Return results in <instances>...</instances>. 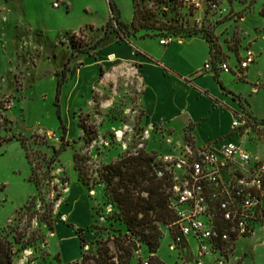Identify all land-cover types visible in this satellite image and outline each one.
I'll return each instance as SVG.
<instances>
[{
  "label": "rangeland",
  "instance_id": "374dc122",
  "mask_svg": "<svg viewBox=\"0 0 264 264\" xmlns=\"http://www.w3.org/2000/svg\"><path fill=\"white\" fill-rule=\"evenodd\" d=\"M115 1L128 26L118 30L113 21L97 43L113 15L109 0H0V230L14 244L15 264H102L105 243L115 264H145L151 255L167 264H264L261 229L205 249L176 243L174 223H160L163 235L153 253L129 238L100 178L104 165L141 150L161 167L165 156L176 163L204 148L195 147L191 124H147L139 102L147 73L135 66L143 51L134 38L149 39L160 51L156 39L203 36L216 60L235 69L253 50L256 63L233 77L235 121L247 120L233 140L264 159V0ZM126 30L131 35L124 37ZM181 54L196 68L204 64L200 42ZM165 84L182 91L176 80ZM63 142L68 145L55 157ZM77 152L87 157L80 161L85 182ZM51 203L53 228L43 220ZM120 238L133 240L131 256L118 249Z\"/></svg>",
  "mask_w": 264,
  "mask_h": 264
},
{
  "label": "built area",
  "instance_id": "2783aa9c",
  "mask_svg": "<svg viewBox=\"0 0 264 264\" xmlns=\"http://www.w3.org/2000/svg\"><path fill=\"white\" fill-rule=\"evenodd\" d=\"M193 2L201 4L199 0ZM173 39L163 38L160 43L168 45ZM255 62V52L247 49L238 60V69L227 60L212 58L203 70L242 75ZM245 125L244 118L233 122L234 128ZM260 126L264 135V125ZM173 160L165 156L156 173L170 182L169 207L177 218L176 243L195 242L205 249L229 245L264 226V160L260 156L240 142L228 141L220 147H204L197 156L176 163Z\"/></svg>",
  "mask_w": 264,
  "mask_h": 264
},
{
  "label": "crops",
  "instance_id": "0c3cea01",
  "mask_svg": "<svg viewBox=\"0 0 264 264\" xmlns=\"http://www.w3.org/2000/svg\"><path fill=\"white\" fill-rule=\"evenodd\" d=\"M134 40L143 51L136 55L135 63L138 62V65L135 66L143 74L147 73L142 79L139 96V102L146 112L147 124L175 123L177 120L182 123V127L191 124L193 143L197 148L220 147L225 142L235 141L233 138L237 136L241 137L238 129L244 126H233L239 108L232 86L236 75L234 72L220 71L218 79L215 76L217 72L203 70L205 63L212 59L211 47L206 38L197 35L168 45H162L156 39L160 51L149 47V39ZM193 42L202 43L204 64L200 68H196L181 54L183 48ZM175 80L182 91L176 92L174 86L173 89L166 86V81ZM171 93L175 94V98L171 99ZM260 229L264 232V226L261 225L257 226L255 232Z\"/></svg>",
  "mask_w": 264,
  "mask_h": 264
},
{
  "label": "trees",
  "instance_id": "16d2710c",
  "mask_svg": "<svg viewBox=\"0 0 264 264\" xmlns=\"http://www.w3.org/2000/svg\"><path fill=\"white\" fill-rule=\"evenodd\" d=\"M109 5L112 10V17L106 28V35L101 37L97 43H101L107 38L109 26L116 21L122 27L128 25L120 20L118 5L115 0H109ZM124 37L131 35L129 31H125ZM212 58L216 59V55L212 53ZM75 70H73V73ZM67 78V68L62 70V76L58 79V94L60 95L62 86ZM64 130L66 126L62 123ZM65 140V133L63 135ZM70 143V141H67ZM68 143L63 142L60 148H55L54 156L57 157ZM29 157V154L27 153ZM86 156L75 153L74 159L79 167L80 177L85 182L83 177V168L80 161ZM87 158V157H86ZM86 161H84L85 163ZM158 161H155V156L145 150L138 152L136 156H125L120 160L106 164L100 171V178L106 182V191L108 195L118 204L120 216L123 222L127 225L130 232L129 238L139 239L145 242L149 249L155 253L160 246V239L163 235L160 223H175L176 215L169 207V180L167 178H158L156 167ZM39 189V182L36 181ZM145 194V195H144ZM54 204H50L48 212L44 213V218L47 224L53 228V220L51 213L54 211ZM20 234L16 240L22 238ZM134 244L133 240L118 239V249L122 250L125 255L131 256ZM99 253L102 259V264H115L114 256L110 253V248L107 243L101 246ZM16 250L13 242L6 234L0 230V264H15ZM86 255L84 256V259ZM148 264H167L157 255H151Z\"/></svg>",
  "mask_w": 264,
  "mask_h": 264
}]
</instances>
